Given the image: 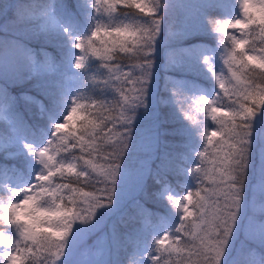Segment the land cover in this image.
Here are the masks:
<instances>
[{
    "label": "snow or ice",
    "instance_id": "snow-or-ice-1",
    "mask_svg": "<svg viewBox=\"0 0 264 264\" xmlns=\"http://www.w3.org/2000/svg\"><path fill=\"white\" fill-rule=\"evenodd\" d=\"M119 5L138 12L117 15ZM171 7L169 0H54L42 14V30L59 59L44 63L22 41L0 40V120L16 112L17 98L7 87L12 82L31 84L36 95L20 99L35 105L45 121L34 127L13 115V132L0 143V156L14 150L25 162L15 183L0 184L8 193L0 199V221L11 225L0 231V264H113L83 261L78 254L83 237L116 214L126 196L133 190L146 195L150 161L137 169L131 159L141 150L154 152L158 143V134L146 143L136 131L152 113L161 54L166 70L191 66L218 86L197 89L169 78L167 87L173 97L183 93L192 100L216 128L202 126L193 151L208 159L183 169L186 194L164 186L171 216L158 221L131 264H241L242 242L249 254L255 242L260 249L259 258L245 264H264V0H209L195 6L189 22L169 26L161 36ZM16 18L28 15L19 9ZM199 34L213 35L218 47L184 46ZM220 45L226 70L216 67ZM93 68L106 70L102 82L114 89L113 103L63 87L65 74ZM205 143L214 146L211 151Z\"/></svg>",
    "mask_w": 264,
    "mask_h": 264
},
{
    "label": "rangeland",
    "instance_id": "rangeland-1",
    "mask_svg": "<svg viewBox=\"0 0 264 264\" xmlns=\"http://www.w3.org/2000/svg\"><path fill=\"white\" fill-rule=\"evenodd\" d=\"M53 2L54 0H0V40L9 39L22 41L28 46L29 50L36 52L37 56L41 58L42 63L45 61H51L54 57L59 59L57 48L50 44V41L46 38V34L42 30V14L46 6ZM169 2L172 7L167 10V13L161 20V36L167 35L169 26H172L173 29H175L179 27L181 23L189 22L191 20L190 14L196 11L195 6L208 3L209 0H169ZM119 7L122 8L124 6L119 5L117 7V15L127 13L131 16L133 13H137V11H133L132 9L120 10ZM19 9H23L27 13V20L21 21L16 18ZM217 47L218 42L217 44L206 48H198L211 51ZM217 56L216 67L219 68L224 66L223 45L219 46ZM96 63H99V61H96ZM224 67L226 70V66ZM100 76H106L105 69L93 68L92 72L85 75L81 74V70H75V74H65L63 77V87L65 89L77 90L81 81H94V79ZM156 76L157 87L153 89L151 116L140 121L136 135L137 138H139L142 133L145 142L150 143L153 135L158 134V143L155 146L154 152L143 150L136 152L132 157L131 163L135 168L142 169V163L144 161H150V171H147L145 174V179L149 172H156L155 180H160V176L165 177L166 171L171 169L179 172L183 176L185 184L188 185V178L184 176L183 169L189 165H194V161L196 160L208 159V157H197L193 149L199 147L201 132L203 131L202 126H209L212 121L210 117L205 116L202 111L198 110L192 100L183 93L173 97L167 90V87H170L169 78L182 79L197 89L210 90L215 86L218 90V86L215 85L214 81L208 80L201 70L195 69L191 66L184 70H166L164 67L163 54H161L157 61ZM56 83H58V81ZM7 87L10 94L17 98L18 103L16 112L14 114H9L8 120H0V143L7 141L9 133L13 132V129L11 128V117L13 115L22 117L25 125H32L34 127L40 126L38 124L40 115L36 106L26 105L24 101L20 99L23 93L36 95L31 84L9 82ZM39 99L44 98L39 97ZM44 102L45 104L48 103L46 100ZM164 106H167L166 109ZM180 106H182L183 111L179 110ZM167 110L169 112L168 118L171 119L173 117V119L177 121V123L172 124L173 129L172 127L168 128V130H179L181 139L177 143H162L161 134L164 132L165 128L163 129L161 126V121ZM213 124L215 125L214 122ZM156 125H158V127H156ZM185 128L192 129L195 134L188 135L181 131ZM219 139L220 138L217 140ZM205 147H208L209 151H211V148L214 146H208L205 143ZM24 163L22 154L15 152L14 150H10L7 156H0V171H6L9 174L7 177L0 176V184L5 182L9 184L15 183L17 172L18 170L24 169ZM198 183L199 182H197V184ZM206 186L211 187V185ZM182 194H186V191L182 192ZM203 194L204 193H202V195ZM134 197L135 199L137 197L135 190L125 197L123 204L117 210L116 214L123 213L127 206L135 201ZM7 198L8 193L6 187H0V199L6 200ZM258 203L259 199H257V204ZM169 215L171 216V213ZM113 216L106 219L98 225L95 230L83 237L84 247L78 254L79 259L83 261L100 258L111 260L113 254L112 251L118 242V234L116 233V236H113ZM1 224H4V226H2L0 231L7 232L11 227L6 220L1 222ZM142 230H144V228H142ZM254 244L259 245L258 242H255ZM247 245L248 244L242 242L238 246L237 257ZM2 247L3 245L0 244V248ZM90 252L92 253L91 255Z\"/></svg>",
    "mask_w": 264,
    "mask_h": 264
},
{
    "label": "trees",
    "instance_id": "trees-1",
    "mask_svg": "<svg viewBox=\"0 0 264 264\" xmlns=\"http://www.w3.org/2000/svg\"><path fill=\"white\" fill-rule=\"evenodd\" d=\"M229 5L237 2V0H227ZM120 10H128L131 8L119 7ZM133 11H137L136 9H132ZM215 12V10H213ZM253 28L255 25L252 26ZM234 31L236 35H239L237 30H229ZM250 31V30H249ZM259 43V37L256 38ZM191 44H196L197 47L206 48L208 46H212L217 44V41L214 39L213 35L207 34H199L193 37H189L186 41H184V46L187 47ZM250 54V53H249ZM123 55V54H121ZM128 64H132L134 62L133 59H128L126 61ZM259 72L260 70L257 69ZM107 76H100L94 79V81L83 80L80 82L77 90L81 92V95L85 98H105L109 100L110 103H113L112 95L114 94V90L111 86H105L103 84V80L106 79ZM165 109L167 106H164ZM107 114V113H106ZM79 115V114H78ZM169 112L168 110L164 114V118L161 121V126L164 132L161 134L162 143H177L180 141L181 137L179 135V130H168V128L173 129V125L177 123L173 119L168 118ZM77 118L74 117V120ZM45 123V121L41 118L38 119V124L41 126ZM209 129L214 130L216 125L213 122H210ZM220 137H216L214 139H218ZM132 162V159H131ZM156 172H149L146 176L145 183V193H141L136 197L135 201L129 204L126 210L121 214H116L112 218L113 226H115L116 233L118 234V242L113 249V254L111 257V261L113 264H131L132 261L138 260V246L141 242L146 241L149 238V235L157 228L158 221L164 218L169 214V204L166 198L163 197V191L165 184L170 186L171 189L177 194L180 195L182 192L187 190V186L183 179V176L174 170H167L166 176H160L159 182L155 180ZM199 188V183L197 184V189ZM87 190V189H86ZM142 206V207H141ZM5 221V220H4ZM0 221V229L4 224H1ZM144 228V230H142ZM249 245L243 248V251L237 257V259L241 262V264H245V261H252L254 259H258L260 255L259 245L253 244L252 254L248 252Z\"/></svg>",
    "mask_w": 264,
    "mask_h": 264
}]
</instances>
